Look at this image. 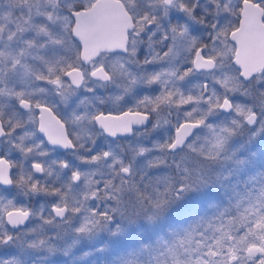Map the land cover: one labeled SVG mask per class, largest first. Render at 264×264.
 <instances>
[{"label":"snow or ice","instance_id":"6c2138e0","mask_svg":"<svg viewBox=\"0 0 264 264\" xmlns=\"http://www.w3.org/2000/svg\"><path fill=\"white\" fill-rule=\"evenodd\" d=\"M0 264H264V0H0Z\"/></svg>","mask_w":264,"mask_h":264}]
</instances>
